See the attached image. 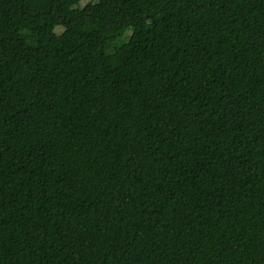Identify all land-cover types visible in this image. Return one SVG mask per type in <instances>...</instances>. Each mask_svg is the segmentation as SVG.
I'll return each instance as SVG.
<instances>
[{
	"label": "trees",
	"instance_id": "1",
	"mask_svg": "<svg viewBox=\"0 0 264 264\" xmlns=\"http://www.w3.org/2000/svg\"><path fill=\"white\" fill-rule=\"evenodd\" d=\"M85 1L0 0V264H264V0Z\"/></svg>",
	"mask_w": 264,
	"mask_h": 264
},
{
	"label": "rangeland",
	"instance_id": "2",
	"mask_svg": "<svg viewBox=\"0 0 264 264\" xmlns=\"http://www.w3.org/2000/svg\"><path fill=\"white\" fill-rule=\"evenodd\" d=\"M88 2H89V1L87 0V1H85L83 4L86 5ZM63 32H64V30H63V29H60L58 33L61 34V33H63Z\"/></svg>",
	"mask_w": 264,
	"mask_h": 264
}]
</instances>
